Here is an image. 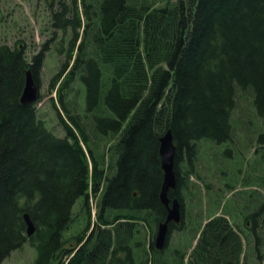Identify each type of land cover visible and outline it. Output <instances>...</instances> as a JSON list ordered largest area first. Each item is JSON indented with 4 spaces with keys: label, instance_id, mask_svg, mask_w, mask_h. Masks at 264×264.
I'll return each instance as SVG.
<instances>
[{
    "label": "trees",
    "instance_id": "trees-1",
    "mask_svg": "<svg viewBox=\"0 0 264 264\" xmlns=\"http://www.w3.org/2000/svg\"><path fill=\"white\" fill-rule=\"evenodd\" d=\"M49 4L48 41L64 54L49 81L63 137L39 118V97L19 102L28 70L38 86L49 43L29 58L21 45L0 44V263L29 243L32 264H245L240 228L213 214L192 235L183 199L200 146L232 142L239 96L260 121L256 144L264 145V0ZM168 130L176 147L168 197L179 201L181 220L168 225L157 250L166 214L158 146ZM80 197L84 228L68 243ZM261 212L250 215L257 261ZM25 213L35 227L30 237ZM174 230H190L193 247L170 248Z\"/></svg>",
    "mask_w": 264,
    "mask_h": 264
},
{
    "label": "rangeland",
    "instance_id": "rangeland-1",
    "mask_svg": "<svg viewBox=\"0 0 264 264\" xmlns=\"http://www.w3.org/2000/svg\"><path fill=\"white\" fill-rule=\"evenodd\" d=\"M51 1L0 0V44L11 48L21 45L24 47V54L29 58L32 54L40 52L44 43L47 45L49 43V49L44 52L38 73L39 100L36 108L39 118L45 122L47 128L53 134L63 137V129L51 104V98L55 97L54 92L49 91V81L58 72L64 55L62 49L57 53V47L60 49L59 43L56 47V44L48 41L51 35L49 30ZM75 98L76 102H80V89L76 90ZM232 120L234 126L232 142L202 144L195 163V175L188 178L189 191H186L183 199V220L188 227L192 221L193 234L190 230L181 232L174 230L168 243L170 248L180 243L178 245L180 250L188 249L192 244L195 228L201 221L215 213L225 214L231 223L240 228L245 237V264H264V206H262L264 145L259 147L256 144L258 133L262 129L261 123L253 113L248 100L241 96L238 97ZM82 204L83 198L80 197L73 206L75 219L64 233L68 243L73 235H77L84 228L85 214L80 211ZM256 211H262V215L254 217L257 220L256 232L262 238L260 246L262 258L258 261L254 254V238L250 231L255 224L250 215ZM34 257V248L25 243L0 264H32ZM136 262L140 264V259Z\"/></svg>",
    "mask_w": 264,
    "mask_h": 264
},
{
    "label": "water",
    "instance_id": "water-1",
    "mask_svg": "<svg viewBox=\"0 0 264 264\" xmlns=\"http://www.w3.org/2000/svg\"><path fill=\"white\" fill-rule=\"evenodd\" d=\"M38 93V87L32 77L30 70L25 74L24 86L19 98V102L23 105H28L32 103ZM176 147L173 144V138L171 131L168 130L159 138L158 155L160 158V168L162 170V182L160 191L158 194L160 203L165 207L166 214L163 222L157 225L156 235L154 238V247L156 249H162L167 233L168 225L170 223L177 224L181 218V207L179 201L174 198L170 199L168 197V192L170 189H174L176 186V176L174 171V156ZM23 220L25 223V232L29 237L33 235L35 227L30 220L28 214L23 215Z\"/></svg>",
    "mask_w": 264,
    "mask_h": 264
}]
</instances>
